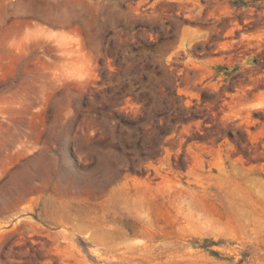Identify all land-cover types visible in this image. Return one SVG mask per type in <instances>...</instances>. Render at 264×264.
Listing matches in <instances>:
<instances>
[{
  "label": "rangeland",
  "instance_id": "obj_1",
  "mask_svg": "<svg viewBox=\"0 0 264 264\" xmlns=\"http://www.w3.org/2000/svg\"><path fill=\"white\" fill-rule=\"evenodd\" d=\"M0 264H264V0H0Z\"/></svg>",
  "mask_w": 264,
  "mask_h": 264
},
{
  "label": "trees",
  "instance_id": "obj_2",
  "mask_svg": "<svg viewBox=\"0 0 264 264\" xmlns=\"http://www.w3.org/2000/svg\"><path fill=\"white\" fill-rule=\"evenodd\" d=\"M142 61L144 63V71L146 72L143 77V85L145 86L144 89L147 92L145 93L147 94L146 95L147 97H144L143 99L140 100L142 102L143 110L148 111L150 108L152 109L156 106V103H153L152 97L150 95V92L153 91L154 89H157L156 91L159 93V95H166V97H168L166 99H170L167 103H162V104H167L168 106L174 105L175 100L173 98L178 97L177 92L174 90V92L169 93L167 91L169 89L163 90L164 87L162 85V82H160L158 86L156 85L157 78L160 80L165 78L164 74H162L157 70L156 64L152 62V60L148 56H146L145 59H142Z\"/></svg>",
  "mask_w": 264,
  "mask_h": 264
},
{
  "label": "bare ground",
  "instance_id": "obj_3",
  "mask_svg": "<svg viewBox=\"0 0 264 264\" xmlns=\"http://www.w3.org/2000/svg\"><path fill=\"white\" fill-rule=\"evenodd\" d=\"M97 221V220H96ZM87 223V222H86ZM89 225V224H88ZM90 231V230H89ZM105 232V231H104ZM107 232V231H106ZM105 234V233H104ZM109 238V237H108ZM103 241H104V239H102ZM108 240V239H107ZM97 241V240H96ZM106 241V240H105ZM104 241V242H105ZM109 241V240H108ZM104 244V243H103ZM106 244H107V242H106ZM111 245V244H110Z\"/></svg>",
  "mask_w": 264,
  "mask_h": 264
}]
</instances>
